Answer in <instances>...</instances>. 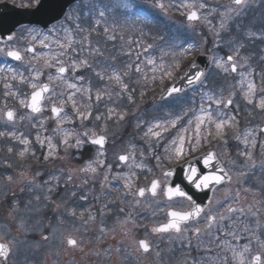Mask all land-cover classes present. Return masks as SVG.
I'll list each match as a JSON object with an SVG mask.
<instances>
[{"label": "rangeland", "instance_id": "obj_1", "mask_svg": "<svg viewBox=\"0 0 264 264\" xmlns=\"http://www.w3.org/2000/svg\"><path fill=\"white\" fill-rule=\"evenodd\" d=\"M10 1L13 2V0ZM163 1L165 8L171 9V13L167 14L165 10L159 13L156 11L154 4H149V6L145 7L142 5H136L131 0H83L76 7L72 8L70 12H68L67 18H65L63 23H60V25L51 29V34L47 32L42 35L37 32V30H27V32L20 34L22 42L25 43L23 47L24 50L20 51L23 56V63L35 65L37 66L36 71L42 72L39 80L34 82L41 83L46 80L53 85L52 89H54L55 92L50 96V100L53 101L57 100L56 97H58V92L61 93L62 90L65 91V85L63 83L64 79L76 83L78 86L83 83V80H77L75 76V73L79 70V68L74 71L73 61H70V59H68V61L64 60L70 53L68 51L69 49L66 50V55L59 57V59L63 61V66H66L68 69L66 76L60 81H50L48 77L49 75L55 77L56 67L61 65H56V67L52 68L44 66V54H47L50 57L53 52L65 51L59 48V43L63 42L56 39L58 37L57 34L60 32L62 33V31L67 33L65 29H67L70 25L76 26L79 20H87L92 23L93 29H95V26H100L101 23L103 30L108 28L109 31L107 33H110V36H113L111 34L113 32L111 27L112 24L115 25V20L118 19V24L120 26L123 25L125 30L128 31L127 38H129L137 34L135 29L138 27L133 25V18H131V16L134 9L139 8L141 12H144V14L145 12H148L147 14L156 16L155 19L159 18L157 14L162 17V19L164 17L162 14H167V16H169L168 21L174 22L171 23V25L169 23V27L165 29L169 38L176 37L177 34L182 31L191 32L196 29L202 30L204 28L209 30V37L204 35V38L208 40V42L204 40L201 43L196 42L191 49H189L188 45L185 57L183 56L184 54H179V56H175L173 58L175 63L177 61L180 63V61L184 60L185 62L181 64V67L183 68L187 64V59L190 63L197 55L208 54L212 61L209 72L204 81H202L195 88L196 90H194L193 94H186L185 96L172 98L163 104L151 107L149 110L146 108V102L142 101V98L145 95L142 90L145 88V82L151 84L155 76L159 75L166 78L163 74V68L150 74L152 66L158 69L159 67L161 68V65L164 66V62L161 52H158V55L155 56L149 55L150 51L144 52V49H142L147 47V43L145 42V40H147V33L138 36L139 39L137 40V45L139 44V47L137 46V48L139 49L140 54L136 55V59H132V64L135 67V74H138L141 78H130L124 76V79L126 80H122L124 84L128 85L126 91L130 89L139 93L140 100L137 97V101L135 102L136 105L128 116L132 118L130 122L133 124L132 129L134 130L137 141L139 142V149H142L145 143H150L154 148L158 147L156 154L158 155L161 153L166 164L169 163L168 165L180 164L183 160L195 157L201 152L207 150L215 152L216 156L219 159H222L219 161L224 165L228 172L230 169H232L230 170L232 172L234 170H239L240 167H242L241 163L245 162L244 168L248 171L251 179H240L238 174H233V182L227 190L239 193L241 194V197L243 196L246 198L245 204L243 205L245 208V215H250L247 213V207L249 205H256V208L262 209L258 218L250 215V217L255 218L256 221L259 219L261 227L257 228L256 221L254 226L251 225V223H248L247 227L257 232L260 239L264 240V172L262 168V164L264 163V131H261V129H264V110L256 106L259 103L260 98L264 97V0H249L247 5L241 9L238 15L235 12L229 13L230 18L225 20V26L223 28H221V21L223 19L221 13L226 11V6H232L231 0H194V4L191 5V8L187 7L180 15H178L181 18L173 11V7L171 5L173 0H170L168 5L166 4V0H162V2ZM125 3L132 6L130 11L124 7ZM223 3H226L224 7L222 6ZM201 4H203L204 7L201 8ZM208 7L209 9L206 11ZM189 10H195L200 16L199 23L196 28H193L192 24L184 21V17L187 15ZM100 12H104V15L100 16ZM81 13H84V16L81 17ZM97 20H99V24L96 23ZM131 25L133 28H131ZM231 30L233 31L231 32ZM161 32V34L157 32L155 35L156 37H161V42H165L167 37L163 39V36L166 35H163L164 31ZM117 35L122 38L120 33ZM45 37H47V39H45ZM68 38L72 39V36H67V42ZM42 41L43 43H41ZM124 41L121 40L120 42ZM45 44H47L48 47H45ZM75 46L76 45L72 44V47ZM6 47L7 46L0 45V49L4 50L0 51V62L5 60ZM12 47L19 51L18 48H16V45L12 44L11 48ZM29 47L34 49V52L31 55L27 52V48ZM42 48L46 51L45 53H42ZM237 49H239L238 53L236 51ZM229 55L234 56V62L244 63L246 60L245 67L243 69L238 68L237 73H232L230 70L226 73L222 68H218L215 61L217 59L226 61ZM149 58L154 61L153 64H148L147 61ZM108 63L112 64V61L103 59L98 66L102 67L103 64H107L108 66ZM137 64L141 67L140 72L136 71ZM227 67L230 69L231 65L228 64ZM240 71L252 72V75L247 77L245 83L243 84L238 83V81L241 80V77L238 75ZM179 74L181 75L182 73ZM73 78L75 81H73ZM247 79L252 80L256 84V91L253 95L252 104H249L244 99L243 95L244 91L247 89ZM32 82L33 80L30 84ZM67 91L75 90L69 89ZM67 91H65L66 95L64 96L65 103L61 104V107L64 108L66 115L71 118V122L64 121L63 117L59 120L63 121L59 124V127L64 131L73 132L71 127L68 125L76 122V130L78 131V134H82L84 133L82 132V125L84 122H87V120H81L77 117L72 103L67 100ZM131 92L132 91H130V93ZM154 93L156 92L154 91ZM208 95L222 99L223 103H226L229 98H231L233 102L227 108L223 106V103L217 107V105L211 103L207 99ZM156 96L157 94H155V97ZM148 97L149 95H146V98ZM20 101L21 100H18L16 106L12 109L15 112L14 120L12 123H6L3 118V112L9 108L7 103L0 99V130L7 135L0 137V148L7 149V151L2 152L0 155V237H2V241L12 239L18 241V243H16L12 248V257L10 256L7 264L23 263V260L22 262H17V259L16 261L14 260L15 255L18 252H21L23 256L24 254H29V252L30 254H34L32 250L33 248H31L32 246H30V244H26V237L31 235L30 233L32 232V229H38V226H36L38 224L35 223L34 226L36 227L34 228H30L25 225L24 228L21 229V222L24 224V222L27 221L28 216L37 215V210L44 208L45 205H49L48 203L50 200L55 202L54 210L59 211L57 214L58 217L62 214H70V212H68L69 207L66 203V198H72L74 195H68V185L73 184L75 186V183H81V170L79 168L74 169V164L72 163V165L70 163V159H68L70 153L72 152H70V150H75V148L78 147L68 146L61 143L64 139L63 132L54 131V129H57L58 121L51 122L49 117L46 116H38L39 118H34L33 116L27 114ZM210 103L214 120L218 121L221 119H227L228 117H235V121L233 122L234 126L226 125L221 138L215 135L213 136V132H216L215 125L209 124L206 121L205 125L201 126V133L203 132L204 138L205 136H208L209 132H211L212 135L210 136V139H204V141H201V146H199L196 151H190L186 138L183 156L179 159L174 158V146L172 142L175 140L176 145H178L179 135L185 136V134H171L174 131V128L171 127L170 122L176 119L177 116L181 115L182 119L177 122H183L185 119H190L188 115H192V122H194V124L188 131L187 137L191 135L194 138L196 122L195 117L200 115L201 107L207 109ZM185 113H188V115H185ZM21 117H23V119H21ZM116 122H126V120H118ZM157 123L167 127L168 131H162V129L153 127V131H161V136L153 137L149 134V136L146 137L145 133L148 128ZM37 127L41 132L36 130ZM117 129H119V127H117ZM248 130H252V135L255 137L254 146L252 144V136L249 137L247 145L244 143V133ZM8 133H12V135H8ZM98 134L105 135L104 132H100ZM238 134L239 138L234 139ZM38 135L40 139L44 141L43 144L37 140ZM89 136H91V133H89ZM46 137H50L53 145H55V151L52 155H49V152L52 150L48 147L47 139H45ZM23 139H27V145L21 143V140ZM82 139L84 138L82 137ZM106 140H108V138ZM32 141L38 143L37 150L30 149L29 146L32 144ZM69 144L75 145V136L69 138ZM232 144L236 149H238L237 155L232 148H229L230 146H233ZM9 148L12 149L11 152H9ZM25 148H27L28 151H26L24 156L21 157L19 153ZM121 151L128 153V148L124 146ZM148 151L151 150L148 148ZM239 151H250L252 154L251 159L240 155L241 152ZM46 155L48 156L47 160L45 159ZM133 160L135 161L134 166L135 164H139L141 162H144L145 164L148 163L147 157ZM131 165L132 162H130V166ZM156 167L158 168L162 166ZM21 173H24L23 177L21 176ZM37 173H39V175H37ZM146 173H149V171ZM69 174L72 175L71 181L67 179ZM251 175H253V178ZM9 176L13 178L11 182L7 179ZM158 177H160V175ZM30 180L32 181L31 184H29ZM46 181L48 182L47 184L45 183ZM132 183H130L131 187L129 189L125 187V195L129 194L130 196L131 204H129V206L133 211V215L138 212V210L142 209L143 205H146L150 209L158 210V208L162 206V203L164 204L161 193H159L155 199H151V202H149V198L146 197L142 200H138L135 196V191H133V189L136 190V188L134 183ZM244 184L246 186H244ZM49 187H52V192H48ZM57 187H60L61 195L64 197H57ZM254 190L257 191V194ZM52 194H54L56 198H53L51 196ZM46 196L50 197V199H45ZM37 197H39V199H37ZM219 198H222V194L219 195ZM10 200L14 202H11ZM215 201L216 200H214V202ZM256 201H261V204H256ZM215 203L217 204V201ZM57 205L60 206L57 207ZM234 205V207H237L239 203L235 202ZM14 207L16 209L15 211H13ZM50 209H53L52 205L50 206ZM62 229H55L54 231L58 232L62 231ZM55 232H53L54 237H56ZM250 239L251 237L248 234L247 243ZM136 240H138V238L135 234V241ZM160 240L161 239H158L156 243L159 244ZM55 241H57V239ZM175 241L178 240L176 239ZM133 246L134 248H137L136 244ZM258 251H260L259 242L253 241L251 244V252L246 254L247 258L250 259L251 255H254ZM170 254L166 255L168 261H165L164 264H187L188 261L191 260V258L178 260L175 257L172 262H169ZM183 255H186L185 252H183ZM223 255L228 256L230 264H237L236 261H232L230 252L221 253V256L216 254L214 257L207 255V262H211V264H221V257ZM147 258H150V262L149 260H146ZM156 258V253L152 248L149 255L142 256L140 254V258L136 260V263L155 264Z\"/></svg>", "mask_w": 264, "mask_h": 264}, {"label": "flooded vegetation", "instance_id": "obj_2", "mask_svg": "<svg viewBox=\"0 0 264 264\" xmlns=\"http://www.w3.org/2000/svg\"><path fill=\"white\" fill-rule=\"evenodd\" d=\"M111 133H113V128L111 129ZM98 151L97 147L89 146L88 149L86 146H82L80 150L72 152L73 156L79 159V165L75 166L74 169L85 168L89 161H95L98 157ZM104 152L105 155L99 157L104 160L103 167L94 164L93 166L96 167L95 172L90 170L80 171L81 183H75V186L73 184L68 185V195L73 194L75 197L67 198L68 212L70 214L62 215L63 218H69L62 231L55 232L54 230H50L55 227L52 221H49L45 225L46 228L42 231L40 230V225H36L38 229L33 231L35 239L32 250L34 254L31 253L32 257L25 259H22L21 255L17 256L15 261L16 259L17 262H22L23 260L24 263L21 264H136L135 253L139 254V251L133 246L135 245V234L140 237H151V228L155 227V225L148 224L138 215H133V211L130 210L129 206L131 204L130 196L129 194L125 195V184L127 182L135 184V181H140L138 187L146 188L147 183L144 181V176L139 173L135 174L133 159L136 158L139 152H132L134 156H130V159L124 164H120L118 161V157L124 153L114 149L113 146H109L107 150L104 149ZM130 162H132L131 166ZM159 162L156 159L154 164L164 165L162 167L163 170L153 166L152 168L155 170L153 177H147L146 181L158 180L159 190H162L168 182V179L163 177L164 172H168L176 165L165 166V163ZM109 166L111 167L109 168ZM244 167L245 164L239 170H234L233 172L230 171L232 169L228 172L224 167V170L231 177L230 183L214 191L210 204L203 210L200 217L186 226H182V229H187V231H182L179 234L170 231L160 236L151 237L152 240L154 239L155 244H157L158 239H161L160 243L157 244L160 246L159 249L163 250L165 254L169 250L177 257L184 259L191 258L187 264H211V262H205L201 256L206 257L207 255H211L214 257L220 253V248L217 249L216 247L219 241L212 240L207 233L196 236L193 234V229L195 227L204 228V217L210 211L216 213L224 211L229 205L235 206L237 193L227 189L233 182V174H238L240 179H251ZM105 174H107V180L104 179ZM159 175L160 177H158ZM251 176L253 178V175ZM244 186L246 185L244 184ZM72 188L78 189L73 190ZM226 191L228 192L227 197L225 195ZM254 192L257 194L256 190ZM221 194L222 198H219ZM145 197L150 198L148 195H145ZM162 199L164 204L162 203V206L153 213L155 218L162 220L160 223L164 224L167 222L169 209L190 210V204L182 199L171 201ZM214 200L217 201V204ZM151 201L149 199V202ZM245 201L246 198L241 197V194H239V205L237 208L243 207ZM255 206H253V211L256 210ZM144 209L148 208L145 206ZM81 211L84 213L78 214ZM73 212L75 215L71 214ZM94 212L97 214H93ZM148 214H151L150 211H148ZM89 215L93 216L94 219H89ZM237 216H239V220L233 227L240 239L237 241L231 236H224L222 239L228 240L237 249H241L244 244H247V235L249 234L251 237V233L244 230L245 226L248 223L254 226L256 219L250 217V215L240 216L238 213L233 215L232 219L236 220ZM224 223L228 225L232 221L226 220ZM101 226L105 228L104 233L100 232ZM53 232L56 233V237L53 236ZM255 233L257 236L259 235L257 232ZM216 235L218 236L220 233L216 232ZM69 236L78 241L79 247L67 245V238ZM44 237H48V239H44ZM56 239L57 241H55ZM176 239L178 241H175ZM210 241L212 242L210 243ZM81 248L83 251H81ZM116 248H119L120 252H116ZM96 252H99V255H96ZM109 252L111 253L110 256L108 255ZM183 252L186 255L183 256ZM146 260L150 262V258ZM155 263L164 264V258L160 255L156 258Z\"/></svg>", "mask_w": 264, "mask_h": 264}, {"label": "snow or ice", "instance_id": "obj_3", "mask_svg": "<svg viewBox=\"0 0 264 264\" xmlns=\"http://www.w3.org/2000/svg\"><path fill=\"white\" fill-rule=\"evenodd\" d=\"M249 2V0H231V5H234L235 7L232 6H226V11L221 13L222 16V21H221V28H223L225 26V20H227L229 17V13H233L235 12L237 15L240 13L241 9L243 7H245L247 5V3ZM15 3V0H14ZM16 6L18 7H22L24 9H35L37 11H40L42 8L45 7L43 0H19L18 4H16ZM156 6L159 8H164V5L159 3V0H156ZM124 7L127 10H131L132 6L125 3ZM185 7L191 8V5H185ZM200 7H204L203 4L200 5ZM63 9H61L62 11ZM59 15V13L56 14V16H53V19H56L57 16ZM104 12H100V16H103ZM199 17L197 15L196 11H190L187 14V19L189 21H194L197 20ZM97 24H99V20H97L96 22ZM79 27V26H78ZM51 31V30H50ZM83 31V29H82ZM105 33H107L109 31L108 28L104 29ZM8 39L11 40L12 36L9 35ZM45 39H47V37H45ZM83 39L86 41L88 39L87 36H84ZM109 39H114V37L109 36ZM43 43V41L41 42ZM72 39L68 38V42L67 43H59V48L63 49L65 51H61V52H53L51 54V56L49 57L47 54H44V66L47 68H52V67H56V65H61L59 67H56V76L53 77L52 75H49L48 79L51 80H56V81H60L63 77V74L66 73V71H68V69L63 66V61H61L59 59L60 56H64L67 54L66 50L71 48L72 52H76L77 49L72 48ZM45 47H48L47 44L44 45ZM139 47V44L137 45ZM242 46V45H241ZM151 45H148L147 48H144V51L147 52L148 48H151ZM189 49L192 48V45L188 46ZM0 51H4L3 49H0ZM28 52H34V49L29 47L27 49ZM237 53L239 51V49L236 50ZM93 52H96L97 54H99L97 49H93ZM185 54H187V50H185ZM6 55L16 61H20L22 59V56L20 54L19 51H15V50H9L6 52ZM139 55V54H138ZM244 59V58H241ZM54 61V63H53ZM148 64H153L154 61L149 58L148 59ZM216 66L218 68H222L224 72H228L229 70L232 73H237L238 68L243 69L245 67V63H239V62H234V56L229 55L227 57L226 61H221L220 59H217L215 61ZM88 61L86 59H82L79 61V63L77 64L75 61H73V70H77L80 66L83 65H87ZM230 64L231 67L229 69V67H227V65ZM194 66V65H193ZM250 67V66H249ZM161 68H163V66L161 65ZM179 68V62H177L175 64V67L169 66V69L164 71V75L167 77H171L172 73L175 69ZM155 70V69H153ZM136 71L140 72L141 71V67L139 64L136 65ZM42 74V72L40 71H35V74L33 76V81H38L40 75ZM97 75H100L99 73ZM203 73L201 71H196L194 73V75H186V79L188 84H192L196 81H199L202 77ZM238 75L241 77V80L238 81V83L243 84L245 83V80L247 77L252 75L251 71H240L238 73ZM101 79H104V77L101 75L100 76ZM115 79L117 81V83L121 84V91H124L128 88L127 84H124L121 81L120 76L114 75V77H109V79ZM12 79H16V76L13 75ZM21 82L24 81V77L21 75L20 77ZM77 80H83L84 77L80 76V77H76ZM63 83L65 85V91L69 90V89H74L75 91H67V100L70 101L73 105V109L77 114V117L80 118L81 120H87L89 119V117L91 116V111L89 110L87 112V114L84 111L79 110V108L77 107V103L76 100L74 99L76 93L79 92H87L89 91L88 89H82L81 87H79L76 83L70 82L66 79L63 80ZM31 88L33 89V91L30 94V99L25 101L24 99H21L20 103L23 107H26L28 109H30V111L32 113H39L42 111V101L46 98L45 94L48 93H52L54 94L55 90L51 89L49 87V84L44 83V84H38L36 82H32L30 84ZM4 87L6 89H10L11 86L9 84H5ZM180 91L179 88L176 87H171L167 89V94L168 96H172L174 93H178ZM256 91V84L250 80L247 79V89L246 91H244L243 95H244V99L249 103L252 104L253 103V95ZM4 95L7 97L8 95H12L15 96L16 93L14 92H10V91H6L4 93ZM109 95H111V93H109ZM117 95H120V93H117ZM63 96H64V92H61L60 97H58V99H60L61 104L65 103V101L63 100ZM102 98V94L101 93H97L96 95V99L99 101ZM89 99H91V97L89 96ZM207 99L211 102L214 103L215 105H217V107H219L223 101L220 98H216L212 95H208ZM129 100H132L131 95L129 96ZM232 99L229 98L227 100L226 103H223V106L225 108L229 107L232 104ZM211 103L209 104V107L207 109H205L204 107H201L200 109V115L195 117V132H194V138L193 136H188L187 137V142L189 145V150L190 151H196L197 148L199 146H201V126L205 125L206 121L209 124H214L215 125V129H216V136L217 137H221L222 138V134L224 131V128L226 125L228 126H234V121H235V117H228L227 119H221V120H214L213 119V114L211 112ZM258 108L264 110V97H261L259 100V103L256 105ZM90 108V106H89ZM51 112L53 114L54 117L59 118L60 114L64 112V108L63 107H57L55 105V103H53V106L51 107ZM115 115V112L113 109H109V117L108 119H111L112 116ZM125 113H120L119 114V120H124L125 118ZM185 115H188V113H185ZM3 116L4 118L9 121L12 122L14 120L15 117V113L12 109H7L3 112ZM21 119H23V117H21ZM64 121H68L71 122V118H69L67 115L64 116ZM96 120H101V116L97 115L95 117ZM182 117L181 116H177L176 119L172 120L170 122L171 127L175 128L177 121L181 120ZM63 121H58V125H57V129H54V131H61L63 132L64 135V139L61 141L62 144L68 145V146H75V147H79L84 143H91L93 145H97L99 146V151H98V157L95 161H89L87 166L85 168L80 169L81 171H92L95 172L96 171V167H94L93 165H99L101 167H103L104 165V160L100 159L99 157H102L105 155L104 152V146L106 143V135L103 134H98L95 130H91V136H89V132L85 131L82 134H77L71 131H64L63 129H61L59 127V124L62 123ZM189 125L192 123V120L188 121ZM153 127L155 128H159L162 129V131H168L167 127H164L163 125H161L160 123H157L153 126H150L147 130V132L145 133V136H149V134L153 137H160L161 136V131H153ZM101 133L106 131V128H101ZM183 131L187 132L188 129L185 128L183 129ZM261 131H264V129H261ZM5 133L4 132H0V137L4 136ZM8 135H12V133H8ZM211 132L208 133V136H211ZM75 136V145H70L69 144V138ZM208 136H205L204 139L207 140ZM252 136V144L253 146L255 145V137L252 135V130H248L244 133V143L247 145L249 142V137ZM82 137H88L87 140L82 139ZM238 138H239V134H238ZM45 139H47V143H48V147L52 150L49 152V155H52V153L55 151V145H53L52 143V139L50 137H46ZM37 140L43 144L44 141L40 139L39 135L37 136ZM185 141H186V137L184 135H179V144L176 145V141L173 140L172 144L174 146V158L179 159L183 156L184 154V146H185ZM21 143H24L25 145L28 144L27 139H23L21 140ZM12 149L9 148V152H11ZM28 151L27 148H25L23 151H21L19 153V155L21 157L24 156L25 152ZM240 155L242 156H246L248 159H251V152H241ZM130 156H134V153H129V154H123L120 155L118 157L119 161L121 163L127 162L130 159ZM173 158V157H170ZM45 159H48V156H45ZM203 159V163L204 166L207 168L209 166H212L215 162V153L209 151L206 155L202 156ZM157 160H159V157H157ZM133 163H135V161H133ZM136 167H142V165L140 164H135ZM111 166H109L110 168ZM217 173H222V174H217ZM243 174V173H241ZM37 175H39V173H37ZM172 175V172L168 171L164 173L165 177H169ZM21 176H24V173H21ZM8 181L11 182L13 180V178L11 176H9ZM67 179L69 181L72 180V175L69 174V176L67 177ZM105 180L108 179L107 174H105L104 177ZM225 179L227 180H231V177L228 175V173L222 168L219 167L217 165V167L215 168V170L209 174H198L197 173V169L195 167L190 168L189 169V174L187 175V180L190 184H192L196 189H207L210 185H222V182L225 181ZM32 181H29V184H31ZM46 184L48 183L47 181L45 182ZM159 186V181L158 180H152L151 182V186H150V191L151 194L153 196H155L157 194V188ZM126 188H130L131 184L130 182H127L125 184ZM23 190V189H22ZM53 189L52 187L48 188V192H52ZM135 195H138L140 197H143L145 195V188L141 187L138 189V191L135 193ZM164 195L169 199L172 200L173 197H182L185 198L189 201H192V197L189 196L185 191H183L179 186H168L166 187L165 191H164ZM226 197L228 196V192L226 191L225 193ZM37 199H39V197H37ZM45 199H50V197H45ZM236 202H239V193H237L236 196ZM256 204H261V201H256ZM60 205H57V207H59ZM15 207L13 208V211H15ZM203 206L202 205H198L195 204V202H193V207L190 211H184V210H176V209H169L167 215L169 217L168 221L164 224H161L158 227H154L152 229V231L154 233H168L170 231H174L175 233L179 234L182 231H187V229H182V225L186 224L187 222H189L190 220H194L197 217H200L201 213L203 212ZM261 208H256L255 211H253V205H249L247 207V213H249L252 217H258L259 213L261 212ZM121 211H123V209H121ZM239 214L240 216L245 215V208L244 207H233L231 205L227 206L224 211L221 212H216V213H212L211 211L209 212V214H207L204 217V228L201 229L200 227H195L193 229V234L196 236H200L202 233H207V235L209 237L212 238V240H218L219 243L216 244V247L221 249V253L224 252H230L231 253V257H232V261H236L237 264H264V240H261L259 236L256 235L255 231L252 229H249L247 227V225L245 226V231H248L251 233V239L249 240V242L247 244H244L242 246V249H237L234 245H232L228 240L226 239H222V237L224 236H231L233 237V239L235 240H239L240 237L239 235H237L233 225L239 220V216L236 217V220H233V215L235 214ZM72 215H75V213H71ZM89 219H94L93 216L89 215ZM232 221V223H229L228 225H225V221ZM85 223H87V221H85ZM257 224V228L261 227L260 221L259 219H257L256 221ZM21 229L24 228V224L23 222H21L20 224ZM215 230V231H214ZM100 232L104 233L105 232V228L103 226H101L100 228ZM216 232H219L220 235H216ZM0 239H2V237H0ZM44 239H48V237H44ZM253 241L259 242V247H260V251L256 252L254 255H251L250 259L247 258L246 254L251 252V244ZM212 241H210L211 243ZM18 243V241H15L14 239L12 240H8L7 242H3L0 243V264H7L8 258L11 255L12 252V248L13 246ZM138 244V251L142 250L144 253L149 252L150 250V245L147 241L145 240H139L138 242H136ZM67 245L72 246V247H79L78 245V241L73 238L72 236H69L67 238ZM81 251H83V249L81 248ZM116 252H120L119 248L115 249ZM221 253H218V256H221ZM96 255H99V252L95 253ZM108 255L110 256L111 253L109 252ZM157 255H159V253H157ZM221 264H230L228 256L227 255H223L221 257Z\"/></svg>", "mask_w": 264, "mask_h": 264}, {"label": "water", "instance_id": "obj_4", "mask_svg": "<svg viewBox=\"0 0 264 264\" xmlns=\"http://www.w3.org/2000/svg\"><path fill=\"white\" fill-rule=\"evenodd\" d=\"M77 0H43L45 5L40 11H21L12 9L9 6H2L0 8V37L4 42L10 41L8 36L11 35L13 38L14 31L23 26H40L42 29H47L50 25L58 22L64 16L66 10ZM139 1H149V0H139ZM156 2V0H153ZM61 9H63L61 11ZM59 13L56 19L53 16ZM10 58V57H9ZM12 59V58H11ZM14 60V59H12ZM16 61V60H15ZM194 65V66H193ZM184 77L175 86L181 91L193 87L196 82L188 84L186 75H194L196 71H201L203 74L208 67V59L205 57L198 58L193 64ZM203 76V75H202ZM202 78V77H201ZM171 88V87H170ZM46 95V94H45ZM168 97L167 91L159 97V100H163ZM218 164L217 160L212 166L205 167L202 157L191 160L186 164L182 165L176 170L175 174H172V183L169 186H179L183 191H185L189 196L192 197L191 204L193 202L198 205H202L203 209L208 204L211 196V192L219 185H210L207 189H196L187 180V175L189 174V169L195 167L198 174H209L215 170ZM222 174V173H217ZM177 177V178H176ZM189 201V200H188Z\"/></svg>", "mask_w": 264, "mask_h": 264}, {"label": "trees", "instance_id": "obj_5", "mask_svg": "<svg viewBox=\"0 0 264 264\" xmlns=\"http://www.w3.org/2000/svg\"><path fill=\"white\" fill-rule=\"evenodd\" d=\"M148 27V26H147ZM147 27L145 26V24L141 25L140 28H137L135 29L136 31V35L132 36L134 38H137L136 41L139 39L138 36L140 35H144L146 34V32H148L146 29ZM165 27V26H164ZM169 26L166 25V28H168ZM113 29V37H114V42H110V39L107 38V36L103 35L102 32H103V29H98V30H95V31H89L88 29H81V32L84 34V36H87L88 38L90 39H93L92 37H98V38H101L102 39V42L100 43L101 44V47L102 49H104L106 52H102L103 55H106V57H109L110 60H113L114 57L116 58V63L113 64L112 66H120V65H125L127 64L126 63V58L123 57V55H127L126 53L128 51H130L133 47V44L131 42V38H127V34H128V31L125 30V27H123V25H119L118 24V19L115 20V25L112 24V27ZM131 28L132 25H131ZM160 26H158L157 28L155 29H159ZM166 28H161L160 31L158 33H160L161 31H164V34H167V32H165ZM120 33L122 35V38H120L117 34ZM162 33V32H161ZM160 33V34H161ZM158 39L159 36H157ZM156 38H151V41L154 40V39H157ZM165 37V36H163ZM150 37H147L146 39L149 40ZM180 40L183 41V43H186L185 40L186 38H179ZM121 40H125L124 42H120ZM146 41V40H145ZM182 41L180 42H177L178 44H181ZM171 41L168 40V51H170V49L172 48L173 49V52L174 53H178L177 50H174V49H177V46L173 45L170 43ZM182 45V44H181ZM137 45H135L134 47H136ZM133 50V49H132ZM119 55V56H118ZM85 58V54H81L80 51L77 52V57H76V62H79L80 60L84 59ZM113 69V67H112ZM105 72L108 71V73H105V75H103L104 79L101 80H98L97 81V85L96 87L94 88L95 92L97 90V93H101L102 94V99L100 100V102L97 103V101H94L93 103H88L87 106L85 107L86 111L88 112L89 110L91 111V116L89 117V122H87V128H90V127H93L94 125H99L100 129L101 127H111V125L113 123H110L109 121L113 118V121L114 119H119V114L120 113H126L127 114V109H126V99L123 98L122 96V91H121V87L119 85V83H117V81H115V79H109V77H113L112 74H111V69L109 70H104ZM87 74V73H86ZM84 74V76L86 75ZM83 76V77H84ZM121 77V76H120ZM109 93H111V95H109ZM117 93H120V95H117ZM81 100V98H80ZM115 102L117 103V105L115 106ZM97 103V104H96ZM85 104V103H84ZM84 104L82 103L81 101V105L79 106V108H81V106H84ZM112 105L114 108V112H115V115L112 116L111 119H108L109 117V106ZM90 106V108H89ZM97 115H100L101 116V120H96L95 117ZM125 119V118H124ZM73 128L75 129V126H73ZM130 140L127 139L126 141H124L122 144L125 146L127 143H129ZM131 144H128L126 146H130ZM142 150V149H140Z\"/></svg>", "mask_w": 264, "mask_h": 264}]
</instances>
